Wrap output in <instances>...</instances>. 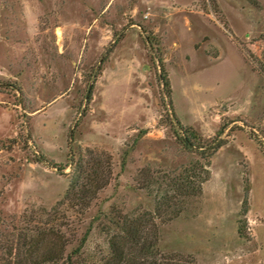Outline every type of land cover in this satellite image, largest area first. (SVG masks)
<instances>
[{"label": "rangeland", "instance_id": "1", "mask_svg": "<svg viewBox=\"0 0 264 264\" xmlns=\"http://www.w3.org/2000/svg\"><path fill=\"white\" fill-rule=\"evenodd\" d=\"M251 1L0 0V244L55 228L64 258L84 241L75 260L100 264L112 219L154 208L140 171L194 158L166 80L178 122L223 144L200 203L160 227V253L264 264V0ZM69 155L108 184L56 218L73 168L47 162Z\"/></svg>", "mask_w": 264, "mask_h": 264}, {"label": "trees", "instance_id": "2", "mask_svg": "<svg viewBox=\"0 0 264 264\" xmlns=\"http://www.w3.org/2000/svg\"><path fill=\"white\" fill-rule=\"evenodd\" d=\"M249 2L253 3L251 0ZM164 82L168 106L176 125L172 126L173 134L184 151L193 154L194 158L173 170L152 171L144 168L140 171V178L136 180L138 188L153 197L154 208L139 214H119L112 219L118 232L109 238L108 254L100 264H183L176 259H184L181 255L160 253V227L190 214L191 206L200 203L203 185L210 179V159L223 141L219 134L213 139H205L192 128L183 127L171 111L170 89L167 81ZM1 85L3 83L0 81ZM69 136L71 142L72 133ZM88 153L92 154V151L88 150ZM71 157H68V165L64 166L47 162L61 173L66 167L73 168L65 194L51 209L52 216L56 218L63 206L68 209H87L98 192L108 184L107 178L100 175L97 163L88 170L81 160L73 163ZM41 161L46 163L45 160ZM19 240L16 245L0 244V264H87L83 260H75V257H79L84 241L70 256L64 258L68 242L59 229L38 227L31 238L21 236ZM188 264H193V261Z\"/></svg>", "mask_w": 264, "mask_h": 264}]
</instances>
